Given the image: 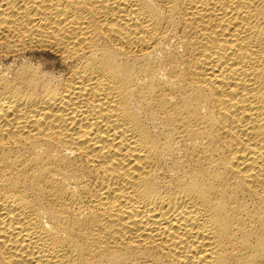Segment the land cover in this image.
<instances>
[{
	"label": "bare ground",
	"instance_id": "obj_1",
	"mask_svg": "<svg viewBox=\"0 0 264 264\" xmlns=\"http://www.w3.org/2000/svg\"><path fill=\"white\" fill-rule=\"evenodd\" d=\"M0 56V264H264V0H0Z\"/></svg>",
	"mask_w": 264,
	"mask_h": 264
},
{
	"label": "rangeland",
	"instance_id": "obj_2",
	"mask_svg": "<svg viewBox=\"0 0 264 264\" xmlns=\"http://www.w3.org/2000/svg\"><path fill=\"white\" fill-rule=\"evenodd\" d=\"M38 53H41V52H38ZM38 53H36V54H38ZM2 59V60H1ZM8 61V62H7ZM11 64V60L10 59H5V58H3V56H0V67L3 69V67L2 66H4V68L7 66V65H10ZM4 64V65H3ZM7 64V65H6ZM1 68H0V70H1Z\"/></svg>",
	"mask_w": 264,
	"mask_h": 264
}]
</instances>
